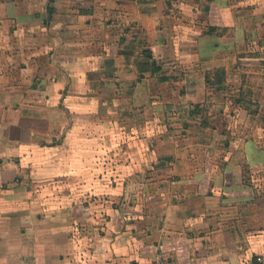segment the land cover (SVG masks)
I'll return each instance as SVG.
<instances>
[{
  "label": "crops",
  "instance_id": "crops-1",
  "mask_svg": "<svg viewBox=\"0 0 264 264\" xmlns=\"http://www.w3.org/2000/svg\"><path fill=\"white\" fill-rule=\"evenodd\" d=\"M56 3L0 0V264H264V149L203 97L264 62V0Z\"/></svg>",
  "mask_w": 264,
  "mask_h": 264
},
{
  "label": "rangeland",
  "instance_id": "rangeland-1",
  "mask_svg": "<svg viewBox=\"0 0 264 264\" xmlns=\"http://www.w3.org/2000/svg\"><path fill=\"white\" fill-rule=\"evenodd\" d=\"M55 4L50 3V7H55ZM57 6H62L63 5V0H57L56 3ZM237 70L235 71L234 75L230 76L228 79L224 80V83L220 86H214V87H207L206 92L209 94L204 93L203 97L206 100H210L213 103H217L222 105V107L227 108V112L231 111L234 113V115H238L239 111L240 114L233 120L232 122V127L234 129H239V125H242L241 128L246 129V134L252 136L255 138L256 143H258L259 146H262L264 149V109H261L259 107L261 103L264 105V97L261 93L262 88L264 86V62L261 61H249V62H239V64L236 65ZM211 70V69H209ZM176 82V81H175ZM241 84H249L250 86L253 87L252 91L249 92V95H245L244 100H242V103H236L234 105V100L237 99V92L236 89L239 87ZM174 83L169 82V86H173ZM177 87V86H176ZM178 90V93L180 91V88L177 87L175 88ZM216 89V90H215ZM258 89V90H257ZM177 90L174 91V93L169 92L168 97L166 100L169 102H180L182 101L180 98L181 95L177 93ZM209 90V91H208ZM212 90V91H210ZM231 96V97H230ZM209 98V99H208ZM227 98V99H226ZM185 100V99H184ZM187 100V99H186ZM156 101V99H155ZM239 107V108H237ZM170 115L167 116V119L160 118L158 121H154L152 119L151 122V130L157 131H163L165 128L170 129V127L174 130L177 131V133H174L176 138L173 139V143L171 145V148H185L186 145H189L190 140L185 141L187 139L186 136L183 137V135H189V136H195L199 133V128H211L207 127L206 123V118H203L204 114L201 111V109L196 106L194 108L193 112H175L173 115L172 113H169ZM246 115L250 116L251 118L248 119ZM249 120V122L247 121ZM252 119V120H251ZM166 123L170 125H166ZM166 125V126H165ZM219 128L218 132L221 131ZM211 130V129H210ZM212 132V131H210ZM196 137V136H195ZM216 140L220 139L219 134L216 132L215 134ZM223 139V138H221ZM196 140V138H195ZM194 140V141H195ZM222 141V140H221ZM222 143V142H221ZM197 144H200L202 146H207L203 142H199ZM120 151L124 154L121 156V162H124L126 159L125 151L127 148V143H119ZM157 143H153V146H156ZM210 150H216L214 144H210ZM167 148V149H171ZM153 153H154V147H153ZM219 151V150H218ZM125 156V157H124ZM155 157H151V159H146V163L148 161H151L152 164L156 163V160H154ZM143 161V160H142ZM216 161V159H215ZM143 162H141L142 164ZM150 163V162H148ZM147 163V164H148ZM140 164V163H139ZM157 164V163H156ZM253 173H250V170L247 171L251 175H254L257 177L259 176L260 173L257 172V170L252 169ZM256 172L258 174H256ZM249 174V176H250ZM142 174H137L136 177H134V180L142 181Z\"/></svg>",
  "mask_w": 264,
  "mask_h": 264
},
{
  "label": "trees",
  "instance_id": "trees-1",
  "mask_svg": "<svg viewBox=\"0 0 264 264\" xmlns=\"http://www.w3.org/2000/svg\"><path fill=\"white\" fill-rule=\"evenodd\" d=\"M226 79V72L223 68H214L204 72L205 85L208 87L220 86ZM216 90V89H215Z\"/></svg>",
  "mask_w": 264,
  "mask_h": 264
},
{
  "label": "built area",
  "instance_id": "built-area-1",
  "mask_svg": "<svg viewBox=\"0 0 264 264\" xmlns=\"http://www.w3.org/2000/svg\"><path fill=\"white\" fill-rule=\"evenodd\" d=\"M257 261H262L260 258H257ZM157 264H160V263H157Z\"/></svg>",
  "mask_w": 264,
  "mask_h": 264
}]
</instances>
